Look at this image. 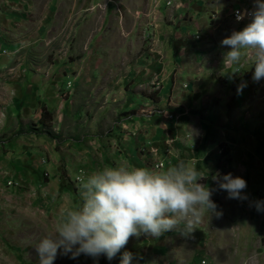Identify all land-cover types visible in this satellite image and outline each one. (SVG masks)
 I'll return each instance as SVG.
<instances>
[{
    "label": "rangeland",
    "instance_id": "1",
    "mask_svg": "<svg viewBox=\"0 0 264 264\" xmlns=\"http://www.w3.org/2000/svg\"><path fill=\"white\" fill-rule=\"evenodd\" d=\"M78 1L66 17V24L61 25L60 32L49 39L50 43L46 42L49 49L41 56V61L45 62L55 53L57 58L54 60L60 62L58 69L60 68L61 72L70 65L68 61L71 56L74 57L75 67L71 70L73 72L66 70L67 76L72 79L63 78L62 82L57 79L59 83L54 86L55 93H58L59 99L66 104L58 113L56 110L50 111L52 117L47 128L40 126L31 115L26 122L21 121L18 130L15 125L14 129L11 128V123L4 126L0 122V144L20 134L21 136H18L26 140L25 144L43 148L45 167L52 163L54 166L53 169L42 170L33 184L31 175L28 176L26 172H23L22 180L4 178V170L8 165L0 167V264H36L34 243L48 231L51 221L55 219L57 206L70 198L73 201L76 199L80 178L86 175L82 169L77 174L72 172L75 161L78 164L81 162V157L77 159L80 154L76 155L75 161L68 164L70 159L65 152L70 150V145H73L75 140H79V146L87 143L88 148L99 154L96 152L99 147L96 142L106 141L107 134L114 127L121 129L111 133L116 141L112 142L110 139L109 142L117 143L114 144L115 151H119L118 146L122 145L123 151H129V155L124 157L119 153L108 160L102 156L84 157L83 159L92 160L93 170L109 164H135V157L140 159L138 166L153 169L185 160L196 166L205 176L201 182L214 189L211 199L220 213L211 216L204 214L188 235H181L178 231L163 233L162 242L166 246L165 249H168L166 254L152 252V241L148 235L130 236L121 251L127 249L133 252L138 258V264H264V211L257 212L250 204L253 200L264 199V111L260 117L257 116L258 122L254 123L252 111H248L249 115L241 116V121L240 114L232 117L230 122H224L225 119L222 121L220 116L218 124H228L234 133L229 137L233 143H219L205 153L207 149H197L194 144L187 147L185 142L187 139L192 142L199 139L204 146L206 134L202 139L199 129L196 130L195 127L197 119L204 117V105L201 103L204 98L206 103H211L216 97H220L221 103L225 105L231 94L236 91V85L243 81L246 88L258 89L255 94H252V91L247 92L242 103L252 105L255 102L253 108L264 106L263 78L259 83L251 79V69H247V56L236 67L227 63L228 67L217 64L219 67L215 65L212 70L209 69L205 76L201 75L204 76L201 87L191 80L178 79L175 70L165 82L162 77L167 72L165 47L168 51L173 48L172 53L167 51V54L172 66L178 67L185 59L190 61L198 57L195 54L198 47H227L222 46L220 40L232 30H239L250 19L246 16L247 18L237 22L233 19L231 10L237 7L250 10L253 0H176L170 6L166 5L168 0ZM136 11L143 17V25L140 28L136 26L132 31V18ZM15 15L12 20L14 27H20L21 19L19 15ZM88 16L91 17L90 20L83 22L75 34L79 22ZM120 16L123 21L118 22ZM8 18H13V15ZM117 27L125 28L122 35L126 40L125 44L119 43L126 48L120 53L122 56H118L124 67L117 72L126 76L125 82L120 80L119 74L114 78L116 81H108L105 76L109 77L110 74L104 75L107 69L97 66L101 60L105 63L109 61L106 59L109 54L105 53L109 48L105 47H115L109 43L117 42V37L113 36V33L110 35L108 29ZM190 28L196 30L195 37L194 32L188 34ZM155 29L159 38L150 33ZM77 38L79 46L72 50ZM50 47H57V50ZM152 47H158V52H154ZM183 47L187 48L181 50ZM139 59L143 69L152 62L157 65V61L160 69L158 67L153 75L146 74L141 78L139 76L135 81L132 76L135 70L133 64H137ZM215 60L218 61L219 56L215 57ZM198 62L200 63V60ZM35 67L38 73H48V69H44L40 64ZM194 67L196 70L197 66ZM198 71H194L193 75H197ZM231 71L236 72L228 73ZM94 72L97 74L96 78L89 81L88 78ZM49 76L54 77V74L49 73ZM86 79L90 82L89 85ZM96 85L100 88H95ZM92 89L93 94L90 96ZM139 94H153L156 100L143 105L136 99ZM187 113L194 118L189 129L184 126ZM56 114H60L59 120ZM133 116L144 117L145 120L140 121L141 125L152 124L162 129H157L161 137V150L155 146V138L146 137L143 140L142 137L148 135L149 131L138 133L135 126L137 121ZM74 127H78V130L75 131ZM28 130L30 132H27ZM192 130L195 133H189ZM126 137L136 139L130 149L126 147ZM8 144L0 145V160H4V152L11 150ZM217 171L221 174L230 172L234 176H241L246 181V188L242 191L247 194V199L227 198L225 191L219 189L211 180V176ZM45 186L49 187V194L43 192ZM55 189L58 192L56 197L52 195ZM170 248L174 251L169 252ZM53 264H93V260L83 254L70 259L58 252ZM97 264H118V254L111 261L101 255Z\"/></svg>",
    "mask_w": 264,
    "mask_h": 264
},
{
    "label": "crops",
    "instance_id": "2",
    "mask_svg": "<svg viewBox=\"0 0 264 264\" xmlns=\"http://www.w3.org/2000/svg\"><path fill=\"white\" fill-rule=\"evenodd\" d=\"M79 3L78 0H0V50H5L3 53L0 54V122L1 125H6L8 123H11V128L14 129V125L16 127V130L21 125V121L24 123L27 121L28 116H33V119L37 121L39 124V120L41 118L42 113V105H44L49 111L56 110V113L61 111V108L66 104H64V101L60 100L58 97V93H55L56 90H54L55 84H58L62 82L63 78L72 79L71 76H67L66 70L69 71L74 70L75 64L74 57L71 56V59L68 61L70 65H67V68H64L63 71H59L60 68V62L56 61L54 59L57 58V55L55 53H52L50 55V59H46L45 62L41 61V56L43 55L46 50L49 49L46 42H49V39L52 38L55 34L60 32V27L63 24H66V17L71 12V8L77 5ZM15 13H14V9ZM19 15L21 22L20 27H14V23L12 20L14 19V15ZM10 15H13V18L9 19L8 17ZM15 15V16H16ZM87 16V15H86ZM192 19H194V14ZM139 17V18H138ZM90 16L87 18H83L79 25L75 28V34L78 33V28H80V25L84 22H87L90 20ZM142 16L140 15H133L132 21V31L133 28L136 26L139 28L141 25H143L142 22ZM118 22L123 21L122 17L120 16L117 20ZM193 21V20H192ZM243 23V22H242ZM11 26V27H9ZM122 27L123 24H122ZM148 28L151 29V27L148 24ZM147 28V29H148ZM146 31V28H144ZM183 29V27H181ZM110 31V35L113 33V36L117 37V42L114 44H110V46L115 45V47H105L109 48L105 53L109 54L106 59L109 61L105 63L103 60L99 61V65L101 67H105L107 70L104 72V75H108L109 77L105 76L108 81L114 82L116 81L114 78H116L118 69L124 67V63L122 61L118 60V56L120 53L125 51L126 47H122V44H125V39H123V31L125 28H114V29H108ZM115 30V32H114ZM131 30H128L129 32H132ZM86 30H84L85 32ZM194 32L195 37V29H191L189 31L190 33ZM153 36H157L158 31L155 29L154 31L150 32ZM130 34V33H129ZM152 37V36H151ZM153 38V37H152ZM159 38V37H158ZM75 39V38H74ZM76 44L72 47V50L74 47L79 46L78 38L74 40ZM89 43L91 39L88 40ZM51 42V41H50ZM49 42V43H50ZM121 42V43H119ZM55 43V41H54ZM81 43V41H80ZM207 45V44H206ZM208 46V45H207ZM52 50H57V47H50ZM150 48V47H148ZM154 48V47H152ZM164 48V47H161ZM167 47H165V57L167 62V67H165V70L167 72L162 75L163 82H165V79H168L169 76L173 73L175 70L177 74L178 79H187L188 81L191 80V82L196 83L199 87L203 85V77L206 73H208L210 70L213 69L215 65L219 64L223 67H228L226 65V62H223V53L227 50V47H198L195 50V54L198 55V57H195V59L188 61L185 59L183 62L180 63V67L178 66H172L171 59H169V56L167 54ZM187 47L181 48V50L186 49ZM140 49V47H139ZM154 52H158V47H155L152 49ZM173 48L171 47L170 51L172 53ZM190 52V51H189ZM40 56V57H39ZM120 56H122L120 54ZM219 56V60L216 61L215 57ZM56 57V58H55ZM99 58V56H98ZM116 58V59H115ZM200 60V63L198 62ZM188 61V62H187ZM142 61L139 59L137 64H133L134 71L132 72V76L135 79V81L138 80L139 76H145L148 74V76L153 75L157 68L160 65L154 64L153 62L144 67L141 66ZM189 63V66L187 64ZM40 64L41 67L44 69H48V73L44 72L38 73L36 67ZM195 66H197V69L199 70L197 75H193ZM217 67H219L217 65ZM222 67V68H223ZM145 70V71H144ZM193 71V72H191ZM73 72V71H71ZM49 73H53L54 77H50ZM124 74V71H123ZM190 74V75H187ZM96 73L94 72L91 77H89V81L96 78ZM102 76L101 74H98ZM201 75H204L203 77ZM98 76V77H100ZM199 76V77H198ZM120 80L125 82L126 76L119 74ZM154 77V76H153ZM56 79V80H55ZM58 79V81H57ZM76 79V78H75ZM87 81V85H89V81ZM147 81L149 78H146ZM98 80L95 82L97 84ZM259 83V81H258ZM264 83V78L263 82ZM125 84V83H124ZM257 86V84H256ZM95 88L99 89L100 86H95ZM125 88V87H121ZM257 87H250L246 88L244 87L243 90L240 91L239 94H237L236 91H234V94H231V97L229 100L226 101V104L224 105L221 103V98L216 97L214 100H212L211 103H206L205 98L200 101L199 96V102L203 103L204 108L202 110L204 117L198 118V123L196 124V130L199 129V132L201 133V138H205L206 134V141L204 142V146L201 142H199V139L195 142H192V140L187 139L185 142L187 144V147L190 144H194L195 148L201 150H205V153L207 151L209 152L211 149L216 147L219 143H233L231 141L230 135L234 134L231 130V128L228 126V124L219 125L218 120H220V116L222 117L224 122L226 120L230 122V119L234 117L237 114H240L239 121H241V116H245L246 114L249 115L248 111H252V121L254 123L258 122L257 120L261 116V112L264 111V106L261 105V108H253L255 102L252 105H244L242 103L243 97H246L247 92H253L252 94H255ZM93 94V89L90 91V96ZM140 95V96H139ZM138 98H136L138 101H141L143 105H147L149 102H153L156 100V98L153 96V94L150 95H142L139 94ZM200 103V104H201ZM42 104V105H41ZM78 113V112H77ZM76 113V114H77ZM79 114V113H78ZM77 114V115H78ZM255 114V115H254ZM57 115V114H56ZM251 115V114H250ZM184 117V126L188 127L192 125L191 121L194 122V118L191 114L185 115ZM198 116V115H195ZM259 116V117H257ZM135 117L137 124L135 125L138 133L146 132V130L149 131V134L143 136V140L148 137L149 139H156L155 146H158L161 148L160 144V135L157 133L158 130H162L161 128H158L156 125L152 124H142L141 120L144 117ZM151 116H149L150 119ZM226 117V118H225ZM238 118V117H237ZM57 119H60V114L57 115ZM244 121V119H243ZM59 122V121H58ZM4 125V126H5ZM25 125H27L25 123ZM124 125V124H123ZM146 127V128H145ZM228 127V128H227ZM75 131L78 130V127H74ZM148 128V129H147ZM121 127L117 130V128H113L111 131H109V134L106 136V141L96 142L99 146L98 152L99 154H96L92 151L91 148H88L87 143L84 146L81 145V142L79 140H75L70 145V150L65 152V155L70 159V162L68 164L72 163L76 160V155L79 153L80 155L77 156V159L81 157L79 161H81L79 164L75 161L72 172L74 174H77V172H81L80 169H82L84 174H87L91 172L94 169V163H91L92 160L83 159L84 157H88L90 155L99 157L102 156L103 159L108 160L112 157H116L119 153L122 154V156L125 157V155H129L128 152H124L122 145L118 146L119 151H115V145L117 143H110V139H112V142L116 141V138L113 137L111 133L113 132H119ZM16 132V131H15ZM27 132H30L28 130ZM156 133V135H155ZM182 133V130H181ZM189 133H195L194 130L190 131ZM17 134V133H16ZM119 134V133H118ZM152 134V136H151ZM20 134H17L14 136L12 140L7 141L6 143H9L8 146H10L11 150L4 152V160H0V167L2 165H8L7 168H5V172L3 177L7 179H13V180H22L24 179L23 172H26L27 175H31V184L34 183V180L38 178V174L42 170H50L53 169V163L49 167H45V156L43 152V148H39L38 145H27L25 144L24 138L18 136ZM113 137V138H112ZM127 138V137H126ZM140 139V136H139ZM136 139L127 138V148L130 149L131 146L134 145ZM141 142V141H140ZM159 142V143H158ZM6 143H1L0 145H5ZM202 145V146H201ZM31 147V149H30ZM76 148V151H75ZM83 148V149H82ZM17 149V150H16ZM189 150L188 148L186 149ZM133 151V150H131ZM59 151H58V157H59ZM201 159V158H200ZM140 159L138 157H135L134 163L139 164ZM53 162H55L53 160ZM82 163V164H81ZM124 165H135L132 162H124ZM141 164V163H140ZM111 165V164H109ZM19 166H21L19 168ZM28 175V176H29ZM79 177V175L77 176ZM43 192L49 194V187L45 186L43 187ZM49 192V193H48ZM58 192L56 189L53 191L52 195L57 196ZM71 200V198H70ZM163 235L153 238L150 236V240L152 241V252L160 253V254H166L168 253V249H165L166 246L162 242ZM144 244V242H143ZM145 245V244H144ZM174 251L172 248H170L169 252Z\"/></svg>",
    "mask_w": 264,
    "mask_h": 264
},
{
    "label": "clouds",
    "instance_id": "3",
    "mask_svg": "<svg viewBox=\"0 0 264 264\" xmlns=\"http://www.w3.org/2000/svg\"><path fill=\"white\" fill-rule=\"evenodd\" d=\"M236 20L248 22L220 40L227 46L223 62L236 67L247 56L251 79L264 78V0H253L250 10H236ZM236 71H231L232 73ZM245 82L236 85L240 93ZM205 176L185 160L163 168L105 165L80 178L76 199L61 202L48 231L34 243L36 264H53L57 253L75 259L83 254L97 264L103 255L118 264H138L136 255L124 249L129 237L153 238L168 231L190 234L204 214L219 215ZM227 198L246 200V181L230 172L211 176ZM264 211V199L250 202ZM203 262V261H202Z\"/></svg>",
    "mask_w": 264,
    "mask_h": 264
},
{
    "label": "trees",
    "instance_id": "4",
    "mask_svg": "<svg viewBox=\"0 0 264 264\" xmlns=\"http://www.w3.org/2000/svg\"><path fill=\"white\" fill-rule=\"evenodd\" d=\"M51 117H52V113L50 111H48L45 108V106H43L42 107L41 118L39 120V125L42 126L43 128H47L48 125H49V121L51 120ZM45 119H47V120L45 121ZM44 132H47V131H44Z\"/></svg>",
    "mask_w": 264,
    "mask_h": 264
},
{
    "label": "built area",
    "instance_id": "5",
    "mask_svg": "<svg viewBox=\"0 0 264 264\" xmlns=\"http://www.w3.org/2000/svg\"><path fill=\"white\" fill-rule=\"evenodd\" d=\"M175 1H176V0H168V2L166 3V5H167V6H170V5H171L172 3H174ZM236 10H241V11H243L244 8H243V7H237V8H233V9L231 10V15H232L233 19H234L235 21H237V22H240V20L238 21V20H236V18H235L234 12H235ZM136 14H137V11H136ZM137 15H139V13H138ZM244 18H247V17L245 16ZM4 51H5V50L1 49V50H0V54H1V52H4Z\"/></svg>",
    "mask_w": 264,
    "mask_h": 264
}]
</instances>
